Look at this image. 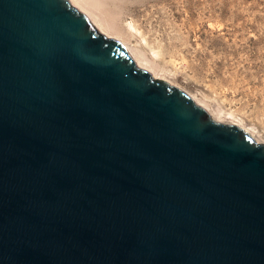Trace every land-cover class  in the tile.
Returning <instances> with one entry per match:
<instances>
[{
    "label": "water",
    "instance_id": "95a60500",
    "mask_svg": "<svg viewBox=\"0 0 264 264\" xmlns=\"http://www.w3.org/2000/svg\"><path fill=\"white\" fill-rule=\"evenodd\" d=\"M0 264H264V142L69 0H0Z\"/></svg>",
    "mask_w": 264,
    "mask_h": 264
},
{
    "label": "rangeland",
    "instance_id": "374dc122",
    "mask_svg": "<svg viewBox=\"0 0 264 264\" xmlns=\"http://www.w3.org/2000/svg\"><path fill=\"white\" fill-rule=\"evenodd\" d=\"M85 1L97 28L120 33L151 71L171 82L177 75L175 86L195 85L187 93L210 110L220 105L221 122L264 131V0Z\"/></svg>",
    "mask_w": 264,
    "mask_h": 264
},
{
    "label": "bare ground",
    "instance_id": "6f19581e",
    "mask_svg": "<svg viewBox=\"0 0 264 264\" xmlns=\"http://www.w3.org/2000/svg\"><path fill=\"white\" fill-rule=\"evenodd\" d=\"M77 9H79L81 12H83V13H85L87 16H88V14L89 15H91V16H93V14H92V12H91V10H90V6L88 5V3L85 1V0H69ZM89 17V16H88ZM89 19L91 20V18L89 17ZM99 23V22H98ZM96 26V25H95ZM99 28V30L103 33V34H105L106 36H108V37H112V38H115L116 40H118L119 42H121V44H123L126 48H127V50L129 51V53L133 56V58L135 59V62H136V64L139 66V67H141V68H143V69H145V70H147V71H149L150 73H151V75L153 76V77H155V78H159V79H163V80H165V81H167L168 79H165L163 76L165 75H161L162 76V78H161V76L159 75V74H161V73H159V72H156V71H154V70H152V71H154V72H152L151 71V69H154L153 68V66H152V63L149 61V60H147L146 58V60H143V58L141 57V56H138V55H135V53L133 54L132 53V51H130V49L125 45V43H124V40H122L121 39V35H120V33H113V31H112V28L109 26V25H106L105 23H102V22H100L99 23V26H98ZM129 27L130 28H132L133 26L131 25V24H129ZM112 34H114V36L112 35ZM120 38V39H119ZM166 76V75H165ZM176 78H174L173 79V82H171L170 80H168L167 82L168 83H170L171 82V84L172 85H174L173 83H176V81H178V80H176V79H178L177 78V75L175 76ZM172 80V79H171ZM185 85V84H184ZM183 85V86H184ZM181 86V85H180ZM187 86V87H186ZM195 88V85H192V84H186L184 87H181V89H183V90H186V92H192V88ZM192 89V90H191ZM209 93V92H208ZM194 95V94H193ZM192 97V96H191ZM194 97V96H193ZM192 97V98H193ZM203 97H205V96H203ZM196 98V97H195ZM194 99V98H193ZM197 100V99H196ZM195 100V101H196ZM198 101V100H197ZM197 103V102H196ZM200 103V102H199ZM199 103H197V104H199ZM222 103V102H221ZM207 104V103H206ZM199 105H201L203 108H205L206 110H207V112L209 113V115L213 118V119H215V120H222V119H220V117L222 116V115H224V114H226V111L222 108V107H220V105H219V107H216L217 109H215V108H211V110L205 105V104H203L202 102L199 104ZM228 115H233L232 114V112H229V113H227ZM222 118V117H221ZM239 120V119H238ZM223 121H226V122H230V123H233V124H236V125H239V126H241V127H243L246 131H248L251 135H253L254 137H255V139L256 140H261L262 141V138H261V136H262V134H263V136H264V131L261 133H258L257 132V134L255 135L254 134V132H256V131H254L255 130V128H254V130H252V131H250V129H252V127L249 129V127H247L246 125V123L247 122H245V124H244V122H243V124H242V120H241V122H240V120L239 121H236L235 120V122L234 121H231V120H229L228 118L226 119H223ZM222 121V122H223ZM240 122V123H239ZM258 134L259 135H261V136H258ZM264 138V137H263ZM264 142V141H263Z\"/></svg>",
    "mask_w": 264,
    "mask_h": 264
}]
</instances>
